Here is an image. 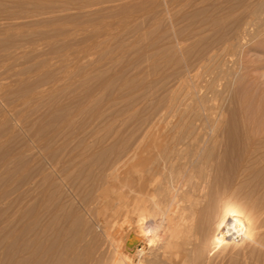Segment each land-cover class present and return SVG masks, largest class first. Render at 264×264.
I'll list each match as a JSON object with an SVG mask.
<instances>
[{"label":"rangeland","instance_id":"obj_1","mask_svg":"<svg viewBox=\"0 0 264 264\" xmlns=\"http://www.w3.org/2000/svg\"><path fill=\"white\" fill-rule=\"evenodd\" d=\"M253 4L264 10V0H0V264H57L63 245L77 248L83 233L90 240L83 208L102 187L105 172L141 139L148 145L174 125L177 94L180 109L199 105L198 85L210 103L203 112L208 115L193 120L186 112L183 118L203 132L204 143L214 141V158L201 163V149L190 164L179 160L174 199L201 163L204 177L192 181L207 182L198 184L194 197H202L208 184L220 186L212 191L224 186L223 196L233 192L231 199L258 216L261 241L256 236L209 253V225L196 235L204 245L190 264H264V11L249 27L246 43L224 57V69L201 79L188 70L232 39ZM221 72L226 75L220 78ZM182 80L186 85L179 88ZM248 149L254 155H246Z\"/></svg>","mask_w":264,"mask_h":264},{"label":"bare ground","instance_id":"obj_2","mask_svg":"<svg viewBox=\"0 0 264 264\" xmlns=\"http://www.w3.org/2000/svg\"><path fill=\"white\" fill-rule=\"evenodd\" d=\"M261 4H259V5H261ZM245 5L247 6V4H245ZM257 5H254V7L252 6L250 8L247 7L248 9L244 8V9H247L245 12V15H246L245 21H244V19H241L240 24H238V28L239 27L240 28L238 30H236L235 35L232 34L233 37H230V38H232L231 40H229V39L225 40L224 39L223 41L219 42L220 44L218 45L217 48L210 49L209 51H207V53H204V55L196 63H194L195 68L193 67V65H190L188 70L190 69L192 71L191 72V74H192L191 78L196 77L199 79V77H200V79H201V78H204L206 76H210L211 74H213V70H216V69L221 70V68H223V69L225 68L224 57L226 55L228 56V54H229L228 52L230 50L232 53L233 52L232 49L234 50L240 44L242 45V40L248 34L249 27L255 22V20L259 19V16H262L261 13L264 10H262L261 7L259 5L258 6ZM262 8H264V7H262ZM243 11H241V12H243ZM176 12L177 11H175V13ZM195 16L197 17L198 15H195ZM218 19L219 18H217V20ZM215 20H216V18H215ZM203 22H205V21H203ZM221 23H222V21H221ZM205 27H203V28H205ZM207 27H208V24H207ZM255 27H257V26H255ZM255 27H253V29ZM197 28H198V26H197ZM203 28H201V29H203ZM228 37H229V35H228ZM244 43H246V42L244 41ZM226 62L227 61H225V63ZM229 68L233 69L231 67H229ZM227 70H229V69H227ZM198 71H200V74L196 75ZM233 71H229V72L232 73ZM223 72H225L227 74L228 71L227 72L223 71ZM226 74L221 72L220 78ZM227 76H229V75H227ZM218 77H219V74H218ZM184 78L186 79V77H184ZM220 78H218V80ZM214 80L212 79V81H211L212 83L211 82L208 83V84L211 83V85H209V88L213 89ZM183 81L184 80H182L180 82L178 81V84L176 83L179 88H183L186 85ZM193 82H195V81L193 80ZM223 84H224V82H223ZM199 86H201V85H198V87L193 86L194 89H197L196 92L194 91L195 93L202 94V102L199 105H193L191 107L188 106L189 108L187 107V108L180 109L179 108L180 104L177 101V98H179L178 97L179 95L177 94L178 96L176 95V97H174V116L176 117L174 125L172 127L167 128L165 131H162V133H159L160 135L157 134L155 136L156 139H154L152 141V143H150L148 145L145 142H143L144 139L143 140L141 139L140 142L137 141L138 144H136L132 150H129V152H127L125 155L123 154L124 156H122L121 158L119 157L120 159L118 161L114 162L112 165L110 164L111 166L107 170V172L104 171L105 173H107V174L103 173V175L105 174L103 176V182L104 183L102 184V187L100 186L101 188L99 187V190L96 192V194L94 193L95 196L93 197L91 204H89L91 206H89V205L87 206L85 203L82 204L83 206H84V204L86 205V207H84L83 209L86 211V214L90 218V221H87V222L88 223L91 222V225H92V227H89L90 229L92 228V230L90 232L91 239L87 240L86 234L83 233V234L79 235L80 245L77 248H71L70 246H67V245H66V247H63L64 246L63 245L62 249L60 248L62 253L60 255V258H58L59 261L57 262V264H190L191 257L194 256L195 254H197V256H198L199 252L202 249V245H204V243L201 244V242L198 241V238H196V235H197V233L202 232L203 229L205 230V228L208 227L209 225H212L210 234L209 233L207 234L208 238L206 239L208 246H209V250H208L209 253L217 251V250L223 251V250L227 249L229 246L235 245L239 241H241V242L242 241L244 242V240H246V241L248 240V242L253 241V240L255 241V237L256 236L258 237L259 228H261L258 226V222H257L258 216L256 214L250 215V214L245 212V210H244V208L246 206L245 202H240L239 200L236 201L237 199L236 200L231 199L230 197L233 194V192H230V193L227 192L228 193L227 196H223L225 194L224 186L223 187L221 186L222 188H219V189L212 191V189L220 187L214 183L217 187H214L215 185H212L214 188L211 189V187L208 184L207 186L204 187V189L206 190L205 193L200 195V196L203 195L202 197H200V198L194 197V193L197 191L199 192L198 188H201L202 186H204L205 182H207V181H205V182L202 181V183H201V181H197L198 183H195L192 181V177L194 178V175H195V177H198L199 179L201 178V180H202L204 177V172H203L202 168L204 166L203 165L201 166L200 164L202 162L209 164L211 162V160L214 158L213 157L214 141H212V139H211V141L204 143L205 140H202V136L200 135L203 132H201V131H200L201 133L194 132V128L192 127V122L186 121L183 118L186 112H188L190 114L189 118L191 117V119H193V120H195L197 118L199 119L200 117H202V115H204V118L207 117V115H208L207 112L205 114L203 112L205 111V108H206L205 105L208 103H205L207 100L205 101L206 97L203 98L204 90H201V88H199ZM187 87H188V85H187ZM189 87H191V85ZM224 87H226V86H224ZM224 87H223V89H225ZM227 87H228V85H227ZM192 89L193 88L191 87V90ZM192 92H193V90H192ZM194 92H193V94H194ZM175 94L176 93H174V95ZM190 94H192V93H190ZM172 96H173V94H172ZM190 98H191V96H190ZM194 98H195V96H194ZM97 99H98V97H97ZM196 99H195V101H197ZM211 99H214V98H211ZM217 99L221 100V97L217 98ZM215 102H217V100ZM218 105H219V103H218ZM181 106H182V104H181ZM184 107H186V106L184 105ZM211 107H212V105H211ZM216 107H218V106H216ZM161 111H163V110H161ZM165 111H167V110L164 109V113H165ZM166 113L169 114L170 112H166ZM160 114H163V112H160ZM165 115L167 116V114H165ZM165 115H160V116H165ZM156 117L154 118L155 120H156ZM160 118L157 120L161 121ZM185 118H188V116ZM165 119H167V118H165ZM207 121H208V119H207ZM152 122H153V120H152ZM142 123L144 125V122H142ZM156 123L154 122V124L153 123L152 124L155 125ZM140 125H142V124H140ZM154 127H156V126H154ZM164 127H166V126H164ZM158 128L159 127H157V130H158ZM117 129H118V127H117ZM144 130H145V128H144ZM146 131H147V129H146ZM144 132H142V133H144ZM146 135L149 136V133ZM90 138H92V137H90ZM100 139L102 140V138H100ZM123 140H125V139H123ZM126 141H128V139ZM145 141H146V139H145ZM123 143H125V142H123ZM127 143H129V142H127ZM131 143H133V142L131 141ZM121 144H122V142H121ZM118 145L119 144H117V146ZM127 145H129V144H127ZM107 148H109V147L107 146ZM123 148H121V150ZM215 148H216V146H215ZM88 149H90V147ZM126 150H128V149H126ZM199 150L202 151L200 154L201 163L199 165H195L194 168H191L192 170L185 177L184 182L180 186V193L178 192L179 195L177 197H175V199H174V189L176 188V185H174V182L177 179V174H178L177 170H176L177 169L176 168L177 163L179 162V160H183V165L184 164L185 165L190 164L191 162H193L194 158L199 155V153H198ZM106 152H108V151L106 150ZM253 152L254 151L252 149H250L248 154H246V155L252 156V155H254ZM97 156H98V159L100 160L101 158H99V155H97ZM248 156H247V158H248ZM77 157H75V158H77ZM253 157H252V159L255 158V157L254 158ZM261 157H262V155H261ZM79 158H77V159H79ZM252 159L250 158V160H252ZM70 160L71 159H69V161ZM83 160H85V159H83ZM105 160H107V159H105ZM254 160H256V158ZM72 161H75V160L72 159ZM88 161L85 160V163ZM214 162H215V160H214ZM215 163H217V162H215ZM252 165H254V163ZM205 166H207V165H205ZM73 167H75V166H73ZM81 168H83V167H81ZM185 168H187V167H185ZM208 168H210V167H208ZM248 168H246V169H248ZM73 170L71 172H73ZM64 171H62V173ZM86 171H87V175H88V169ZM93 171L95 172V170H93ZM243 171H244V169H243ZM205 172H207V170ZM68 173H66V174L68 175ZM184 173H185V171H184ZM90 174H91V171H90ZM185 174H187V173H185ZM211 175H213V174L210 173L209 176H211ZM94 176H95V174H94ZM66 177H68V176H66ZM211 177H212L211 182H213V176H211ZM59 179H62V177ZM81 181H82V179H81ZM195 181H196V179H195ZM86 182H88V181H86ZM93 182H92V184H93ZM100 183H101V181H100ZM177 183H178V181H177ZM200 183H201V185L203 184L201 187L198 186V184L200 185ZM222 184L224 185V183H222ZM64 185H65V183H64ZM83 186H85V183ZM94 186L96 187V185H94ZM75 189H77V188H75ZM80 190H82V189H80ZM96 190L97 189H95V191ZM74 191H76V190H74ZM77 195L79 196L78 193H77ZM74 196H75V198L77 197L76 195H74ZM84 197H85V195H84ZM86 197H88V195ZM75 198H73V199H75ZM242 201H244V200H242ZM68 202L66 201V203H68ZM79 204H81V203H79ZM262 204H264V203H262ZM61 205L63 206V204H61ZM61 205H59V206H61ZM82 205H81V207H82ZM248 205H249L248 207L250 208V207H253L254 203L251 202ZM59 209H61V208H59ZM245 209H248V208L246 207ZM248 211H249V209H248ZM249 213H250V211H249ZM84 217H85V215H84ZM156 219H158V221H156ZM147 221L149 222V224H146ZM85 222H86V220H85ZM262 222H264V221H262ZM144 224H146V225L143 226ZM68 225H69V223H68ZM83 225H84V223H83ZM44 226H46V224ZM71 228L73 229V227H71ZM84 228H86L85 225H84ZM37 229H39V227ZM67 231H70V230H67ZM205 231H207V230H205ZM35 232H33V233H35ZM87 233H89V232H87ZM203 233H205V232H203ZM97 236L100 237V241L97 240L98 239ZM37 239H38V237H37ZM203 239H205V238H203ZM262 239H264V238H262ZM65 240H66V238H65ZM37 241H38V243H37V247H38L39 244L41 245V242L39 243V240H37ZM256 241H257V243H259V241H261V238L258 237V239ZM262 242H264V241H262ZM68 243H70V242H68ZM70 245H71V243H70ZM75 245H76V243H75ZM42 246H43V244H42ZM45 247H46V245H45ZM43 248H44V246L42 247V249ZM47 249H48V247H47ZM49 249H51V247ZM45 251H44V254H45ZM56 254L57 253H55V256H56ZM53 256H54V254H53ZM53 256H52V258H53ZM45 257H47V256H45ZM38 262H40V261H38ZM46 262H47V260H46ZM54 263H56V262H54Z\"/></svg>","mask_w":264,"mask_h":264}]
</instances>
